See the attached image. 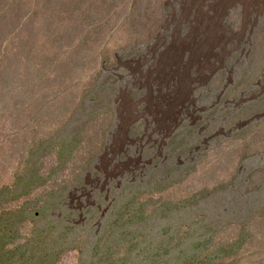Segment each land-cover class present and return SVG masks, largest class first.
<instances>
[{"label":"rangeland","instance_id":"rangeland-1","mask_svg":"<svg viewBox=\"0 0 264 264\" xmlns=\"http://www.w3.org/2000/svg\"><path fill=\"white\" fill-rule=\"evenodd\" d=\"M3 234L15 264H264V0H0Z\"/></svg>","mask_w":264,"mask_h":264},{"label":"bare ground","instance_id":"bare-ground-1","mask_svg":"<svg viewBox=\"0 0 264 264\" xmlns=\"http://www.w3.org/2000/svg\"><path fill=\"white\" fill-rule=\"evenodd\" d=\"M251 32V31H250ZM216 76H217V72H216V69H211L210 73L207 74L206 78H204V83H203V88L206 89V93L207 94H212L214 93V97H216V88H215V85L213 84V82L216 81ZM215 104V103H214ZM213 107V106H212ZM195 111V109H193ZM205 110V109H203ZM202 112V110H201ZM186 120V117H180L178 122H176V125H174L173 129H172V134H174L176 132L177 129H179L181 126L183 129L186 128V126H183L182 123ZM139 121V120H138ZM144 123L146 124L145 120H143ZM140 124H141V121H140ZM133 125V123L131 124V126ZM135 126V125H133ZM148 126L147 124L145 125V127ZM191 128L189 129H186V130H190ZM146 130L147 129H143V132L142 133H138V132H135V133H131L132 135V138L135 139L136 141L139 140V138H143L146 134ZM138 131V130H136ZM165 131H167V128H165ZM168 132V131H167ZM130 133V132H129ZM153 133V131H152ZM165 134V132H164ZM171 137V135H162L160 136L158 139H155L153 140V143L146 146L147 149L145 150L146 152H149L150 153V161L147 160L146 162H144V165H151V162L153 161V159H155V157L159 154V151L161 148H164L166 145H167V141L169 140V138ZM141 140V139H140ZM140 142V141H139ZM141 144V143H140ZM147 144V143H146ZM146 144H143L144 146ZM150 149V151H148ZM141 152H143V149L141 150ZM126 155V154H125ZM141 155V153H140ZM119 156L118 155L116 157V159H114L116 162H119L118 159H119ZM127 157V155H126ZM166 157H164L165 159ZM141 160V159H140Z\"/></svg>","mask_w":264,"mask_h":264},{"label":"trees","instance_id":"trees-1","mask_svg":"<svg viewBox=\"0 0 264 264\" xmlns=\"http://www.w3.org/2000/svg\"><path fill=\"white\" fill-rule=\"evenodd\" d=\"M4 234L1 235V238H0V242H5L3 239H4ZM1 251H3V249H1L0 247V264H15L17 262H19L20 260H16L14 261L13 260V257H9L10 253L9 252H6L3 253V255L1 254ZM3 258V259H2Z\"/></svg>","mask_w":264,"mask_h":264}]
</instances>
